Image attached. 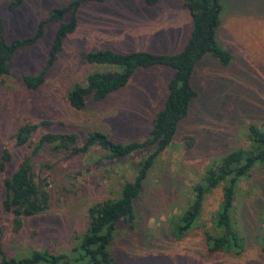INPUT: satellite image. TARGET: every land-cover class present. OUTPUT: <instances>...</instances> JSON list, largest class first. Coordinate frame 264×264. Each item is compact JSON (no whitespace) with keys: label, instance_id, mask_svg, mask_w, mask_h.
<instances>
[{"label":"rangeland","instance_id":"374dc122","mask_svg":"<svg viewBox=\"0 0 264 264\" xmlns=\"http://www.w3.org/2000/svg\"><path fill=\"white\" fill-rule=\"evenodd\" d=\"M13 1L0 0L7 42L34 36L52 10L73 0H23L10 8ZM220 2L223 11L216 41L231 55V62L223 66L206 55L196 64L192 86L198 97L143 183L135 202L134 227L120 224L117 228L110 248L115 264H264L256 237L260 230V240L264 234V166L252 171L235 192L230 215L237 218L242 251L211 253L207 248L204 235L220 204L221 186L206 197L194 229L181 239L172 238L168 231L169 219L185 211L192 186L205 169L226 153L247 148L248 126L264 125V0ZM56 29L57 24L47 23L43 36L14 56L10 74L0 77V154L7 149L12 156L0 177L9 176L30 156L36 181L48 195V208L24 219L18 232L13 230L11 215L1 214L0 242L7 258L32 250L50 254L71 250L86 231L89 207L118 197L121 185L133 180L138 162L151 150L108 159L98 149L69 154L39 145L46 133H74L81 147L91 130L120 143L142 141L163 108L173 70L156 66L137 70L123 89L101 102L87 99L84 110H73L66 99L71 86L102 68L84 63L83 54L102 49L177 54L189 39L191 19L183 0H161L154 6L139 0L83 4L77 27L63 40L44 84L28 90L22 76L42 71ZM24 123L38 126L26 145L17 146L15 133ZM2 190L0 179V202Z\"/></svg>","mask_w":264,"mask_h":264},{"label":"trees","instance_id":"16d2710c","mask_svg":"<svg viewBox=\"0 0 264 264\" xmlns=\"http://www.w3.org/2000/svg\"><path fill=\"white\" fill-rule=\"evenodd\" d=\"M106 1L73 0L64 8L52 10L48 18L38 25L34 36L11 42L4 39L3 22L0 20V77L9 75L14 56L26 46L36 43L43 36L47 23H54L57 24V29L42 71L35 76H22L28 90L39 89L62 50L63 40L77 27V12L80 6ZM139 1L147 6H154L161 0ZM22 2L23 0H14L10 8L17 7ZM183 8L189 13L191 31L186 45L179 53H121L111 49L88 52L83 54V62L102 66L101 70L88 74L82 83L73 84L67 93L68 105L73 110L82 111L87 105V99L99 103L110 94L123 89L137 70L156 66L171 68L173 75L167 83L163 108L154 116L151 129L144 140L120 143L97 130L87 131L81 147L77 145V136L74 133H46L40 139V146L47 144L55 151L86 154L92 149H98L106 153L108 159H124L151 149L149 154L138 162L133 180L121 185L118 197L89 207L86 231L71 250L58 254L32 250L24 256L7 258L0 242V264H115L110 248L117 228L120 224L127 225L130 229L134 227L135 202L141 194L143 183L158 158L171 145L179 122L188 117L190 106L198 97L192 86L196 64L206 55L216 59L223 66L231 62V55L219 47L216 41L223 11L220 0H183ZM41 124L48 125L46 122ZM37 126L28 123L18 126L15 133L16 145H26ZM247 138V148H238L215 160L205 169L201 180L192 186L185 211L180 216H172L169 219L168 231L172 238L181 239L195 228L202 218L206 197L221 186V201L210 227L212 233L206 231L204 235L208 251L239 253L243 249V237L235 229L237 218L232 219L230 214L233 208L235 209L234 196L241 182L247 181L252 171L264 166V125L248 126ZM37 150L38 148L34 152ZM11 160L9 151L2 149L0 176L4 174ZM0 179L3 189L0 216L3 212L11 215L14 231L18 232L22 228L24 219L37 216L48 208V195L36 181L30 156L25 157L9 176ZM260 233L256 237L258 243L260 241V251L264 254V234L260 240Z\"/></svg>","mask_w":264,"mask_h":264}]
</instances>
